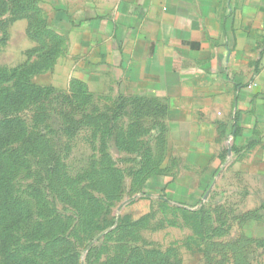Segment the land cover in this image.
Segmentation results:
<instances>
[{
	"label": "rangeland",
	"instance_id": "rangeland-1",
	"mask_svg": "<svg viewBox=\"0 0 264 264\" xmlns=\"http://www.w3.org/2000/svg\"><path fill=\"white\" fill-rule=\"evenodd\" d=\"M44 28L38 0H0V264H264L227 172L204 195L143 190L144 132L67 82Z\"/></svg>",
	"mask_w": 264,
	"mask_h": 264
},
{
	"label": "crops",
	"instance_id": "crops-1",
	"mask_svg": "<svg viewBox=\"0 0 264 264\" xmlns=\"http://www.w3.org/2000/svg\"><path fill=\"white\" fill-rule=\"evenodd\" d=\"M38 1L55 68L144 132L143 190L204 195L227 172V219L263 246L264 0Z\"/></svg>",
	"mask_w": 264,
	"mask_h": 264
},
{
	"label": "trees",
	"instance_id": "trees-1",
	"mask_svg": "<svg viewBox=\"0 0 264 264\" xmlns=\"http://www.w3.org/2000/svg\"><path fill=\"white\" fill-rule=\"evenodd\" d=\"M34 2H35V0H34ZM40 30H42V29H40ZM43 32H45L46 34H49L46 28H44ZM50 35H52V34H50Z\"/></svg>",
	"mask_w": 264,
	"mask_h": 264
}]
</instances>
